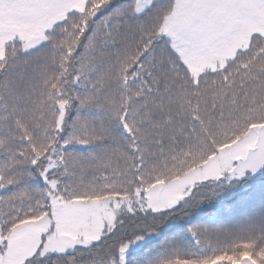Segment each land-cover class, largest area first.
I'll return each mask as SVG.
<instances>
[{
  "label": "snow or ice",
  "instance_id": "obj_1",
  "mask_svg": "<svg viewBox=\"0 0 264 264\" xmlns=\"http://www.w3.org/2000/svg\"><path fill=\"white\" fill-rule=\"evenodd\" d=\"M264 169V0H0V264H264V209L137 255Z\"/></svg>",
  "mask_w": 264,
  "mask_h": 264
},
{
  "label": "trees",
  "instance_id": "obj_2",
  "mask_svg": "<svg viewBox=\"0 0 264 264\" xmlns=\"http://www.w3.org/2000/svg\"><path fill=\"white\" fill-rule=\"evenodd\" d=\"M207 194L198 207L188 209L184 219H169L164 223L155 239L145 242L139 250L132 251L141 255L151 250H159L160 242L170 235L182 232L186 227L207 224L234 222L264 209V169L254 178H246L225 184L219 189L205 188Z\"/></svg>",
  "mask_w": 264,
  "mask_h": 264
},
{
  "label": "rangeland",
  "instance_id": "obj_3",
  "mask_svg": "<svg viewBox=\"0 0 264 264\" xmlns=\"http://www.w3.org/2000/svg\"><path fill=\"white\" fill-rule=\"evenodd\" d=\"M262 171H263V169H261L257 174H260ZM155 237H156V235H155V236H152V237H147V238L145 239V241H143V242L141 243V246H142L145 242H147V241H149V240H152V239H154ZM141 246H140L139 248H133V249H131V251L139 250V249L141 248Z\"/></svg>",
  "mask_w": 264,
  "mask_h": 264
}]
</instances>
